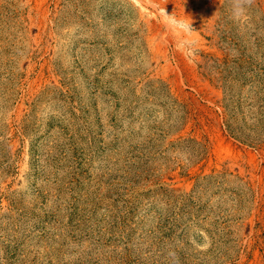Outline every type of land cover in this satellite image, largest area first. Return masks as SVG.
I'll use <instances>...</instances> for the list:
<instances>
[{
  "label": "rangeland",
  "instance_id": "374dc122",
  "mask_svg": "<svg viewBox=\"0 0 264 264\" xmlns=\"http://www.w3.org/2000/svg\"><path fill=\"white\" fill-rule=\"evenodd\" d=\"M0 264H264V0H0Z\"/></svg>",
  "mask_w": 264,
  "mask_h": 264
},
{
  "label": "clouds",
  "instance_id": "9594fccd",
  "mask_svg": "<svg viewBox=\"0 0 264 264\" xmlns=\"http://www.w3.org/2000/svg\"><path fill=\"white\" fill-rule=\"evenodd\" d=\"M251 2L252 0H232L233 16L236 19L243 17L246 12V6L250 5ZM161 19L165 27L178 36V50L189 60H194L198 54V40L193 36L195 30L191 27V22L177 18L174 15L166 14L165 9L161 10Z\"/></svg>",
  "mask_w": 264,
  "mask_h": 264
}]
</instances>
